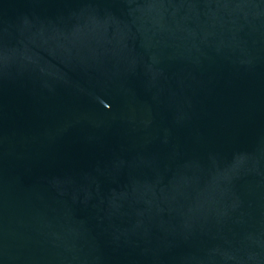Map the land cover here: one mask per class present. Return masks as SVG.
I'll return each instance as SVG.
<instances>
[{
    "label": "water",
    "instance_id": "1",
    "mask_svg": "<svg viewBox=\"0 0 264 264\" xmlns=\"http://www.w3.org/2000/svg\"><path fill=\"white\" fill-rule=\"evenodd\" d=\"M0 264H264V0H0Z\"/></svg>",
    "mask_w": 264,
    "mask_h": 264
}]
</instances>
